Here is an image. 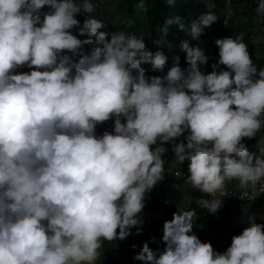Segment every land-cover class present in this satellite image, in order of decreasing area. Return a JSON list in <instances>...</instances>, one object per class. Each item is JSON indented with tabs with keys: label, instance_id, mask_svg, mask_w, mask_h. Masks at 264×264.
<instances>
[{
	"label": "clouds",
	"instance_id": "clouds-1",
	"mask_svg": "<svg viewBox=\"0 0 264 264\" xmlns=\"http://www.w3.org/2000/svg\"><path fill=\"white\" fill-rule=\"evenodd\" d=\"M117 1L0 0V264H96L103 241L124 240L133 227L140 233L146 193L174 169L186 171L188 184L172 187V177L171 188L191 186L212 214L232 188L226 181L247 195L264 180V148L250 152L243 142L264 128V68L243 36L230 35L240 8L213 0L214 10L187 28L181 22L194 6L180 0L188 13L162 27L180 28V49L166 46L176 55L166 64L162 51L146 49L145 35L126 33L132 27L119 21ZM138 3L142 13L141 1L131 8ZM255 12L264 19V0ZM109 120L112 131L97 135ZM165 144L188 166H164ZM160 195L154 204L165 221ZM241 214L248 226L222 253L192 233L196 210H177L163 223V250L140 240L134 259L264 264V224L247 208Z\"/></svg>",
	"mask_w": 264,
	"mask_h": 264
},
{
	"label": "trees",
	"instance_id": "trees-1",
	"mask_svg": "<svg viewBox=\"0 0 264 264\" xmlns=\"http://www.w3.org/2000/svg\"><path fill=\"white\" fill-rule=\"evenodd\" d=\"M137 1H141L144 6V11L139 13L140 17L137 19L135 17V12L132 10L131 5ZM232 4H239V11L234 12L231 17L235 18L238 16H257L255 12L257 0H230ZM48 11L47 6H45L44 11ZM115 13L119 16V21L127 22L132 21V30L127 31V34L134 33L138 37V31L145 35L146 41L144 42L146 45V49L155 53L157 50L162 51L163 54L167 57L166 64L170 63L174 57H176L175 52L173 50L168 49L164 45H158L155 40L161 38L167 43H171L175 40V38L179 35L180 28L177 24L169 25L167 31L164 33L162 31V27L164 26L165 19H172L174 17H179L180 20L188 13V6L182 3L180 0H176L174 6H169L166 0H118L114 7ZM230 20V19H229ZM261 33L264 34V19L261 18ZM241 31V30H239ZM253 63L256 65L257 69L264 68V58L256 59L252 58ZM186 62V61H184ZM187 65V63H186ZM144 68V67H143ZM150 69V65L144 68L145 73ZM17 72H26L29 71L28 68H18ZM113 129V121L109 120L103 124H100L96 128V134L101 135L105 130L111 132ZM262 129V128H261ZM181 139H183L181 137ZM248 151L254 152L257 147V139L253 138L248 142H244ZM159 146V142L157 145H154L153 148ZM165 147L166 152L163 154L162 159L164 161V166H168L172 159L175 157L170 144L163 145ZM182 165L188 166L189 161L185 160ZM164 179L159 181L153 188L154 196L156 194H162L165 199V205L162 207L165 210L166 220H171L173 213L178 210L177 200L179 192L177 189L171 188L173 185V179L171 176L163 173ZM202 198L197 191H193L191 196L189 197V204L187 205L186 210H196L197 217L193 224V229L201 228L203 233L213 239L214 244L212 245L213 249L217 252H224L231 244V238L234 236L232 233H228L230 237L229 240L225 241L224 237L221 234V224L218 222L210 220V216L212 213H209L206 209H202L198 207V199ZM242 208H247L251 214L253 211H258V214L264 213V195L256 202L250 204H239L236 205L235 208H231L230 210H226L225 217L227 220H233L238 214L242 213ZM163 220H157L155 223L156 228L160 234L162 233ZM257 222L264 224V220L257 218ZM133 227L130 229V233H132ZM192 229V230H193ZM241 233L240 230L236 231V234L239 235ZM131 234L127 237L126 246L114 248L109 251L110 256H116L118 258L125 257L131 249ZM227 244V245H226Z\"/></svg>",
	"mask_w": 264,
	"mask_h": 264
},
{
	"label": "rangeland",
	"instance_id": "rangeland-1",
	"mask_svg": "<svg viewBox=\"0 0 264 264\" xmlns=\"http://www.w3.org/2000/svg\"><path fill=\"white\" fill-rule=\"evenodd\" d=\"M116 0H100L98 3L103 8H108L111 4H113ZM91 2V1H90ZM190 7L194 6V11L191 13V16L188 20H184L181 23L184 25V27L190 28V23L192 21L197 20L202 14L206 13L207 10H214L213 9V0H189L187 2ZM239 4H234L233 7L237 10L239 9ZM95 8V6H94ZM142 6L140 3L135 5L133 11L135 12V17L139 19L140 15L138 10L141 9ZM83 13V12H82ZM91 17L93 18L94 15L91 13ZM82 22L88 18L87 13L82 14ZM117 21V17H113L110 21L106 22L105 25H108V23H115ZM132 21H127L125 26L132 27ZM125 26L117 25L115 29H125ZM231 27V28H230ZM229 29L231 30V36L233 39H235L237 36H243V41L247 45V50L249 52V55L251 58L260 59L264 55V36L261 34L262 26H261V18L258 16H240L236 18L231 25H229ZM241 30V31H239ZM73 34L74 31H73ZM83 39L84 37H78ZM157 43L160 45H165L169 48L178 50L176 46V43H167L166 41L162 40L161 38L157 39ZM91 46L85 45L84 50L85 52L90 51ZM164 75V74H163ZM255 139H257V147L254 152L259 154V149L264 148V128H262L260 131L256 133ZM250 140L245 139L243 142H248ZM171 165L173 167H183L182 164H179L176 157H174L171 161ZM170 165V166H171ZM226 185L233 187H239L238 181L232 180V181H226ZM251 189V188H250ZM179 192L177 206L178 211H186L188 208L187 205L189 204L188 196H191L194 189L191 186H179L177 189ZM155 200L156 196H154V192L151 189L150 192L146 193V198L144 200V208L142 212L139 214V219L142 221L141 225H139L140 233L137 234V228L133 229L131 233V239L132 243L131 245H135V248L131 246L130 251L125 257L118 258L116 256H110L109 251H111L114 248L122 247L121 244H123V247L126 246V241L128 238H125L124 240H115L111 242L103 241L102 247L98 250L100 255L98 260L96 261V264H143L141 261H137L134 259V256L136 254V248L139 247V243L137 242L138 238H141L142 244L145 242H148L149 247L156 251L160 250L162 251L165 247L163 241L161 240L162 234H160L156 228V221L159 220L157 211L155 209ZM257 218L262 219L264 218V213L260 214ZM264 220V219H262ZM219 224H221V234L224 237L225 241L227 239L229 240L228 233H232L233 235H237L236 231L240 230L242 231L245 227L248 226L246 221L242 219V214H238L233 220H227L221 219L218 221ZM148 230L151 232L149 236L145 235V231ZM129 237V236H128ZM153 238H155L156 242H153ZM227 245V244H226Z\"/></svg>",
	"mask_w": 264,
	"mask_h": 264
},
{
	"label": "built area",
	"instance_id": "built-area-1",
	"mask_svg": "<svg viewBox=\"0 0 264 264\" xmlns=\"http://www.w3.org/2000/svg\"><path fill=\"white\" fill-rule=\"evenodd\" d=\"M173 179L175 180V184L172 187L177 186V182L181 184H188L186 183V176L188 175L185 170L183 169H174L171 172ZM224 199H223V205L222 207L215 213L211 215V220L218 221L221 217L224 216V212L226 210H229L231 207H235L236 204L239 203H256L264 194V180L260 181L254 188H251L248 190L247 195H245L244 191H242L240 188L232 189L230 187L224 188ZM203 194V193H202ZM205 196V199H208L209 197L206 194H203ZM255 196V198H253ZM158 204H163L164 199L162 196H158L157 198ZM256 217L259 216L258 211H254ZM164 219V214L160 215V220ZM151 233L150 231H146V235L149 236ZM141 249L138 248L137 252H139Z\"/></svg>",
	"mask_w": 264,
	"mask_h": 264
},
{
	"label": "water",
	"instance_id": "water-1",
	"mask_svg": "<svg viewBox=\"0 0 264 264\" xmlns=\"http://www.w3.org/2000/svg\"><path fill=\"white\" fill-rule=\"evenodd\" d=\"M192 233L195 234L200 239V241L202 243L208 242V243H211V245H213V243H214L213 239L211 237L207 236L206 234H204L201 228L193 229Z\"/></svg>",
	"mask_w": 264,
	"mask_h": 264
},
{
	"label": "crops",
	"instance_id": "crops-1",
	"mask_svg": "<svg viewBox=\"0 0 264 264\" xmlns=\"http://www.w3.org/2000/svg\"><path fill=\"white\" fill-rule=\"evenodd\" d=\"M189 197H190V196H188V200H189ZM155 209H156V211H157V215H158V213H159L160 211H159V209H158L156 206H155ZM137 240H138V243L141 244V242H140L141 238H138Z\"/></svg>",
	"mask_w": 264,
	"mask_h": 264
}]
</instances>
